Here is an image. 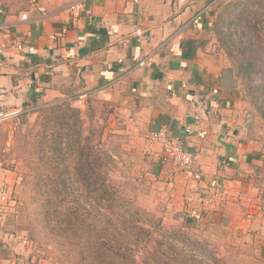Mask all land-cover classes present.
<instances>
[{
    "label": "crops",
    "instance_id": "1",
    "mask_svg": "<svg viewBox=\"0 0 264 264\" xmlns=\"http://www.w3.org/2000/svg\"><path fill=\"white\" fill-rule=\"evenodd\" d=\"M73 1L43 0L22 12L0 6V108L22 114L61 101L83 111L91 103L108 107V130L128 135L171 209L186 204L183 214L198 216L204 235L221 226L255 235L263 246L264 137L250 128L241 87L221 84L227 64L212 53L219 2L80 0L85 10L73 12ZM189 39L207 41L192 58L183 56ZM143 58L149 64L139 66ZM162 126L195 153L194 175L162 162L160 145L147 137ZM6 175L0 168V178ZM21 248L0 225V264H32Z\"/></svg>",
    "mask_w": 264,
    "mask_h": 264
},
{
    "label": "rangeland",
    "instance_id": "2",
    "mask_svg": "<svg viewBox=\"0 0 264 264\" xmlns=\"http://www.w3.org/2000/svg\"><path fill=\"white\" fill-rule=\"evenodd\" d=\"M40 2L43 0H0V6L9 11L22 12L27 11L33 3ZM218 5L214 9L216 13ZM255 23L256 28L252 26ZM229 29L236 37H242L240 32L246 30L259 43H264V6L252 5L245 18ZM248 36L247 33L242 38L246 40ZM213 37L219 59L230 65L224 47L216 40V36ZM89 106L85 111L82 110L84 128L102 134V148L113 153L116 159L110 172L111 182L120 186L125 196L136 201L147 212L155 214L157 219L161 218L158 228L164 226L170 231L185 230L195 240H206V246L200 247L201 251L186 244L184 252H190L188 257L193 259L187 261V264H264V245L259 246V238L255 235L252 238L240 237L221 226H213L210 234L204 235L194 222L200 218L183 214L186 204L184 211L171 209L169 196L157 189L155 178L147 175L151 167L145 164L143 154L134 149L126 133H112L108 130L109 108L92 103ZM248 111L251 114V130L264 137V116L261 111L250 102ZM41 117L39 111L23 112L0 124V168H6L8 172V175L0 178V225L9 241L22 245L21 255L32 264H98V261L106 259V254L100 252L97 244L95 255L92 253L93 241L96 240L93 229H96L95 226L103 229L107 224L91 221L92 208L86 203L87 188L83 185L86 181L79 175L75 174L72 195L64 191L60 181L62 167H55V162L47 159L50 135L55 128L49 127L48 136L44 137V129L50 123ZM153 226L149 221L145 225L149 230ZM158 231L143 236L137 244L132 242L134 245L129 251H135L138 264L150 262L155 257L157 243L162 236ZM179 246L182 248L183 244ZM104 262L111 263L110 259ZM122 264L133 263L129 261Z\"/></svg>",
    "mask_w": 264,
    "mask_h": 264
},
{
    "label": "trees",
    "instance_id": "3",
    "mask_svg": "<svg viewBox=\"0 0 264 264\" xmlns=\"http://www.w3.org/2000/svg\"><path fill=\"white\" fill-rule=\"evenodd\" d=\"M233 1H223L218 5L219 9L213 22V36H216V40L224 47L231 61L224 69L221 84L239 85L245 100L264 116V43H259L250 32H245L246 30L240 32L242 37L247 33L250 35L244 40L242 37H236L229 29L231 25L239 24L245 18L252 5L256 4L262 8L264 0ZM252 26L256 28V23ZM206 44L207 41L198 42L194 39L183 41V56L194 57L199 48H204ZM212 53L219 56L216 50ZM39 114L45 122L50 123L44 129V137L48 136V129L55 128L50 135L47 159L49 162H55V167H62L60 181L64 191L72 195L71 187L75 185V174L79 175L86 181L83 185L87 188L86 203L92 208L91 221L107 224L103 229L97 226L93 229V237L96 240L93 241V251H90L94 255L97 244L100 252L106 254L104 260L110 259V264L129 261L138 264L135 251H129L134 245L132 242L137 244L143 236L152 235L156 230H159L162 236L158 240L155 257L153 256L150 262H143L144 264H187V261L193 259L188 257L190 252H184L186 244L199 251L202 250L200 247L206 246V240H195L185 230L170 231L164 226L158 228L161 218L157 219L155 214L147 212L136 201L125 196L120 186L111 182L110 172L116 162L115 156L102 148V134L84 128L83 112L80 108L67 101H61L39 108ZM148 221L154 225L150 230L145 227ZM101 238L105 240L102 241ZM180 243L183 244L182 248ZM104 260L98 261V264H107Z\"/></svg>",
    "mask_w": 264,
    "mask_h": 264
},
{
    "label": "built area",
    "instance_id": "4",
    "mask_svg": "<svg viewBox=\"0 0 264 264\" xmlns=\"http://www.w3.org/2000/svg\"><path fill=\"white\" fill-rule=\"evenodd\" d=\"M221 3V1L226 0H215ZM73 12H80L82 10H85V3L78 0L76 2H72L70 5ZM40 11H44L43 7L39 8ZM21 17L23 19L28 18L27 12H23ZM0 32H3L4 34L6 31H4L3 28L0 26ZM143 31L141 28L137 29V34L139 37V40H141V37L143 35ZM52 39H56V35L52 36ZM13 46H16L19 49H23L24 45L21 42L14 41ZM3 46H6L4 44ZM149 64V58H143L139 61V66H146ZM218 92V90H215ZM5 92V89L0 90V93ZM87 93L80 94L79 98L86 97ZM20 116L19 111H11V110H5L0 108V124L9 120ZM195 122L198 125H202V119L200 115H194ZM185 131L187 134H192L194 132V129L192 126L188 125L185 128ZM147 137L158 143L160 145L161 151L160 156L162 162L165 164L171 165L173 168L179 169L182 172H185L186 174L192 176L194 175V164L196 155L193 151H191L183 142L181 141L179 136L174 135L170 129L167 126H162L161 128L157 130L150 131L147 134Z\"/></svg>",
    "mask_w": 264,
    "mask_h": 264
}]
</instances>
